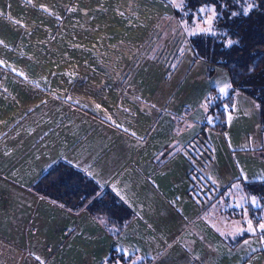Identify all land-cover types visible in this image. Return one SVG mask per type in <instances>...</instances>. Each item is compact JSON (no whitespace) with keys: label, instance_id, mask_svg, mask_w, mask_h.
Wrapping results in <instances>:
<instances>
[{"label":"crops","instance_id":"1","mask_svg":"<svg viewBox=\"0 0 264 264\" xmlns=\"http://www.w3.org/2000/svg\"><path fill=\"white\" fill-rule=\"evenodd\" d=\"M172 14L162 0H0V264H101L110 250L264 264L244 189L264 180L258 110L235 93L224 129L203 127L228 77L208 74ZM59 161L129 208L118 233L33 189Z\"/></svg>","mask_w":264,"mask_h":264},{"label":"trees","instance_id":"2","mask_svg":"<svg viewBox=\"0 0 264 264\" xmlns=\"http://www.w3.org/2000/svg\"><path fill=\"white\" fill-rule=\"evenodd\" d=\"M170 5L167 0H162ZM253 7L244 14V9ZM171 6V5H170ZM215 8L217 17L211 25L213 33L189 35L179 25L186 20V29L193 23L208 27L204 21L211 13L200 14L198 9ZM172 24L178 26L180 35L187 40L195 59L205 62L208 74L212 68L224 70L228 77L224 92L211 89L204 97L205 116L203 127L216 130L225 127L226 116L231 110L232 97L239 93L249 97L258 110L260 131L264 132V0H183V6H171ZM237 15L233 16L232 13ZM191 29V28H190ZM228 40L234 41L229 46ZM262 75V78L259 76ZM230 86V87H229ZM33 189L64 208L83 207L96 214L110 234L118 233L130 219L131 211L109 189L99 188L82 173L64 162H57L42 172L33 183ZM245 192L251 201L248 215L258 225L264 256V180L244 183ZM255 197V204L252 198ZM101 264H147L136 254H124L110 250Z\"/></svg>","mask_w":264,"mask_h":264},{"label":"snow or ice","instance_id":"3","mask_svg":"<svg viewBox=\"0 0 264 264\" xmlns=\"http://www.w3.org/2000/svg\"><path fill=\"white\" fill-rule=\"evenodd\" d=\"M174 6L177 7V8L182 7V6H183V0H181L180 3H174ZM252 7H253V5L249 4L248 7L244 9V14L247 15L248 11H249ZM198 12H199L200 14L209 13V12L211 13V15H210V16L204 21V23L207 24L208 27H200V25L197 24V25L195 26V28H193L192 30L189 31V35H197V34H199V33H213V34H215V33L213 32L212 27H211V25H212V23H213V20L217 17V12H216L215 8H210V7H208V6H204V7H201L200 9H198ZM232 15H233V16H236L237 13H236V12H233ZM186 30H187V29H186ZM227 43H228L229 46H231V45L234 43V41H232V40H228ZM0 63H2V62H0ZM229 87H230V86H229ZM220 91H221V92H224V91H225V88H221ZM97 107H99V106H97ZM252 202H253V204H255V202H256V201H255V197L252 198ZM103 222H104V221L101 220V223H103ZM248 225H249V227H248L247 230H248V231H253L251 220L248 221ZM260 228L264 229V224H261V225H260ZM243 231H244V229H239V228L236 230L237 233H240V232H243ZM37 259L39 260L40 258L37 257Z\"/></svg>","mask_w":264,"mask_h":264},{"label":"rangeland","instance_id":"4","mask_svg":"<svg viewBox=\"0 0 264 264\" xmlns=\"http://www.w3.org/2000/svg\"><path fill=\"white\" fill-rule=\"evenodd\" d=\"M167 2L173 7L174 6V3H180L181 0H167ZM193 23V26L192 27H188L189 29H187V32H189L190 30H192L193 28H195V26L197 25L195 22H192ZM186 20H182V22L179 23L180 27L183 29V28H186ZM191 28V29H190ZM178 29L181 30L178 26ZM177 29V30H178ZM180 34V33H179ZM225 72V71H224ZM211 73V72H210ZM263 76L260 75L259 78H262ZM239 94V93H238ZM249 98V97H248ZM256 106V105H255ZM263 141H264V134H263ZM263 147H264V142H263Z\"/></svg>","mask_w":264,"mask_h":264}]
</instances>
